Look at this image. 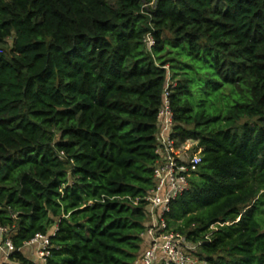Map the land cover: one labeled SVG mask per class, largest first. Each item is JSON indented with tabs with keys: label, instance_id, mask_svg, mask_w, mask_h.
<instances>
[{
	"label": "trees",
	"instance_id": "trees-1",
	"mask_svg": "<svg viewBox=\"0 0 264 264\" xmlns=\"http://www.w3.org/2000/svg\"><path fill=\"white\" fill-rule=\"evenodd\" d=\"M151 2L0 0L10 262L35 264L26 244L38 234L43 264L143 255L167 90L174 136L201 158L168 228L196 264H264V0Z\"/></svg>",
	"mask_w": 264,
	"mask_h": 264
},
{
	"label": "built area",
	"instance_id": "built-area-1",
	"mask_svg": "<svg viewBox=\"0 0 264 264\" xmlns=\"http://www.w3.org/2000/svg\"><path fill=\"white\" fill-rule=\"evenodd\" d=\"M152 1L149 5L154 4V0ZM146 42L149 46L154 44L150 36ZM168 97L169 92L166 90L163 105L157 116L154 185L145 198L149 222L144 237L148 238L149 245L133 264H153L158 256H162L168 264H196V260L184 249L185 237L169 229L165 219L171 202L187 191L189 178L201 162L199 155L190 153L196 142L185 140L183 143L189 145L190 151L185 153L181 150L182 142L174 136V117ZM26 247H37L42 261L45 262L49 255L48 236L38 234L26 244ZM191 249H195V246ZM14 251L11 230L0 226V255L8 260Z\"/></svg>",
	"mask_w": 264,
	"mask_h": 264
},
{
	"label": "rangeland",
	"instance_id": "rangeland-1",
	"mask_svg": "<svg viewBox=\"0 0 264 264\" xmlns=\"http://www.w3.org/2000/svg\"><path fill=\"white\" fill-rule=\"evenodd\" d=\"M180 146H181V150L183 152L187 153V152L190 151L188 144H185V143L182 142ZM148 245H149V242L146 243L142 254L146 251V248H147ZM185 245H186L185 248H184L185 251H187L188 253H191L192 257H193V255L195 256V254L197 253L196 248L195 249H191L193 245L188 243V242H186ZM27 253H28L29 259L33 263H35V264H43L44 263L42 261V259H41L40 252L37 250V247H30L29 249H27ZM4 263L17 264V263L10 262L9 260H6L4 257H2L0 255V264H4Z\"/></svg>",
	"mask_w": 264,
	"mask_h": 264
},
{
	"label": "crops",
	"instance_id": "crops-1",
	"mask_svg": "<svg viewBox=\"0 0 264 264\" xmlns=\"http://www.w3.org/2000/svg\"><path fill=\"white\" fill-rule=\"evenodd\" d=\"M145 238H147V237H145ZM147 240H148V238H147ZM149 242V241H148Z\"/></svg>",
	"mask_w": 264,
	"mask_h": 264
}]
</instances>
